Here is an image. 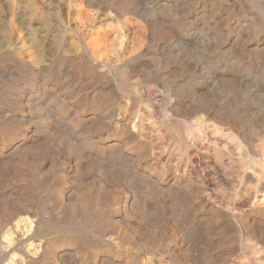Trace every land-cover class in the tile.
Instances as JSON below:
<instances>
[{"label":"rangeland","instance_id":"1","mask_svg":"<svg viewBox=\"0 0 264 264\" xmlns=\"http://www.w3.org/2000/svg\"><path fill=\"white\" fill-rule=\"evenodd\" d=\"M14 263L264 264V0H0Z\"/></svg>","mask_w":264,"mask_h":264},{"label":"bare ground","instance_id":"2","mask_svg":"<svg viewBox=\"0 0 264 264\" xmlns=\"http://www.w3.org/2000/svg\"><path fill=\"white\" fill-rule=\"evenodd\" d=\"M82 201H83V200H82ZM76 205H77V204H76ZM22 207H24V206H22ZM76 208H78V207H76ZM20 211H21V210H20ZM26 211H27V210H26ZM190 212H191V211H190ZM18 216H19V215H18ZM27 216H28V215H27ZM21 218H22V217H21ZM22 219H23V218H22ZM22 221H23V220H22ZM28 225H29V224H28ZM184 234H185V233H184ZM184 236H185V235H184ZM189 236H190V235H189ZM189 236H188V237H189ZM190 239H191V238H190ZM190 239H189V240H190ZM190 249H191V248H190ZM199 258H200V257H199ZM12 259H14V258H12ZM20 259H21V258H20ZM12 262H14V261H12ZM18 262H19V261H18ZM20 262H21V260H20ZM14 264H15V263H14Z\"/></svg>","mask_w":264,"mask_h":264}]
</instances>
